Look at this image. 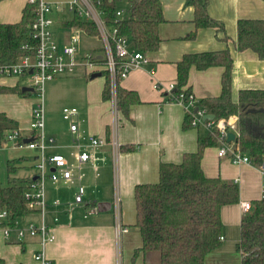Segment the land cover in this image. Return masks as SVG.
<instances>
[{"label": "crops", "instance_id": "obj_1", "mask_svg": "<svg viewBox=\"0 0 264 264\" xmlns=\"http://www.w3.org/2000/svg\"><path fill=\"white\" fill-rule=\"evenodd\" d=\"M44 1L66 4L70 0ZM27 2L0 1V23L19 22ZM160 2L165 22L159 27L161 43L158 50L145 54L148 63L130 72L119 83L122 89L136 92L140 100V104L129 109L127 118L121 112L113 115L111 103L102 98L105 75L91 79L78 70L72 75L51 80L54 84L47 87L50 103L48 113H45V155L62 156L72 173L69 182L61 178L57 182L48 178L45 181V221L55 235L54 242L42 250L49 264H116L118 247L112 209L115 195L121 201V223L129 229L121 240L122 264H157L155 257L149 262L148 256L143 254L132 261L134 251L141 247L140 234L134 228V188L139 184L157 183L160 163H180L183 155L195 152L198 140L208 135L203 126L193 128L188 125L189 128H185L183 108L178 103L168 101L166 88L176 85V63L184 54L228 49L233 58V103L238 102L241 90L264 89V60H260L252 51L238 52L236 49L237 21L264 19L263 0H209L208 13L224 24L227 41L215 29H199L194 39H186L194 31L192 8H185L184 0ZM51 17L57 22L54 27L56 35L61 34L66 40L64 22L72 19V16L52 14ZM222 72L220 67L204 71L190 69L188 87L197 101L220 95ZM17 78L0 79V86H18L20 91L24 87L30 88L29 85H20ZM155 84L162 89H155ZM31 93L25 96L0 94V113L18 122L23 139L33 134L29 129L35 104L28 97ZM64 109H75L77 115L70 121L65 120ZM114 122L118 125L117 129H113ZM71 123L78 125L75 134L70 132ZM90 138L104 140L105 143L94 148L90 146ZM49 139L53 140L52 144L48 143ZM121 146H132L134 150L121 152ZM27 151L30 157L20 159L14 165L16 173L9 179H27L32 183L37 180L39 153L30 149ZM81 153L89 155L87 162L77 160L76 155ZM201 168L207 178H220L239 187V203L224 206L220 211L223 224L221 246L206 256L204 264H241V254L236 250L244 214L241 204L264 196V174L254 163L237 166L226 158H218L217 146L204 150ZM47 173L48 176L50 173L60 176L61 171L48 165ZM80 187L83 188V207L74 203ZM53 202L59 206L53 207ZM100 203L110 205V210L86 214L88 209ZM17 221L20 225L38 223L39 216L31 213ZM38 242V238L30 237L17 241L14 233L9 240H5L0 232V258L5 264H41L34 259L35 254L41 251Z\"/></svg>", "mask_w": 264, "mask_h": 264}, {"label": "trees", "instance_id": "obj_2", "mask_svg": "<svg viewBox=\"0 0 264 264\" xmlns=\"http://www.w3.org/2000/svg\"><path fill=\"white\" fill-rule=\"evenodd\" d=\"M4 1V0H0ZM123 0L106 1L103 10L110 28L117 35L131 41L143 55L156 52L160 46L159 27L165 22L160 0H128L126 14L116 16ZM264 2V0H263ZM209 0H184V7L193 10L194 31L186 39L195 38L199 29H215L225 36V26L208 13ZM36 18V6L27 2L17 23H0V65H11L24 56L34 53L35 39L28 26ZM67 29L82 33L88 38H97L95 27L77 18L64 22ZM236 49L238 52L252 51L264 60V19H240L236 26ZM223 69L220 78L221 92L217 98L198 101L216 119L237 117L235 146L247 154L257 167L264 165V89L241 90L238 102L231 100L233 58L228 49L214 52L184 54L176 63V89L173 95L191 93L188 75L191 68L204 71L209 68ZM106 82L102 98L108 100L109 84ZM0 94L25 96L18 86H0ZM192 94V93H191ZM168 97V96H167ZM168 101L172 99L168 97ZM172 102V101H171ZM140 104L134 91L117 87V106L127 118L129 109ZM185 128L190 121L185 117ZM189 125V126H188ZM19 131V124L4 113H0V142L13 131ZM17 146L22 145L20 135ZM217 146L214 135L199 139L193 153L183 155L178 164L160 163L158 182L139 184L134 188L135 224L141 237V247L136 249L132 261L143 254L151 262L157 257V264H204L206 256L217 250L222 241L223 224L220 218L222 207L239 203V187L225 183L220 178H207L201 168L204 150ZM134 147H120V151H132ZM17 168L8 164V184L0 185V211H6L4 222L13 226L17 219L31 214L23 198V190L32 184L30 180L9 179ZM250 209L240 222V236L236 250L241 254V264H264V196L251 201ZM87 209L89 207H86ZM128 227L127 225H124ZM0 264L5 261L0 258Z\"/></svg>", "mask_w": 264, "mask_h": 264}, {"label": "built area", "instance_id": "obj_3", "mask_svg": "<svg viewBox=\"0 0 264 264\" xmlns=\"http://www.w3.org/2000/svg\"><path fill=\"white\" fill-rule=\"evenodd\" d=\"M106 1L110 0H70L66 4H50L44 0H28L29 3L36 6V18L28 26L33 39H35L34 53L32 56H24L11 65H0V79L15 77L29 78V87L32 88L36 96L35 104L32 107L29 129L33 133L23 139L28 143H22L30 150L37 151L39 158L37 162V180L23 190V198L27 207L32 213H37L39 222H29L20 225L18 221L13 226L4 224L7 214L6 211H0V232L5 240H9L12 233L15 234L17 241H22L26 237L38 238V244L41 251L35 254L34 259L41 264H49L43 254V249L55 240L53 229L45 221L46 215V190L45 181L48 178L52 182H57L60 178L65 182L72 180V173L67 165L66 160L60 155H45L46 145L44 137L45 126V84L60 76L72 75L78 70H82L85 77L91 78L94 75H106L109 84L108 101L112 105V114L119 113L117 106V87L127 75L141 68L148 63L145 55L137 51L134 44L127 38L117 35V30L110 28L106 21V14L103 10ZM52 14L59 16L71 15L83 22L92 24L98 35L100 47L98 49L84 52L83 39L88 37L72 29L67 31L66 40L61 34L56 35L54 30L57 22L51 17ZM117 17L122 16L121 11L116 12ZM31 72V73H30ZM154 88L161 90L160 85H154ZM176 85H169L166 88L168 96L172 102L178 103L184 110L186 118L190 121V127L203 126L208 134L214 135L217 141V156L220 159H228L233 165H251L252 159L245 153H242L234 142L228 143L229 133L237 134V117L232 116L228 119L207 120L210 115L205 107L198 104L194 96L189 93L184 95L183 92L173 95ZM77 115L75 109H64L63 118L70 121ZM113 129H117L116 122L113 123ZM70 132H78V125H70ZM79 136V134H78ZM6 141L20 140V132L13 131L5 136ZM48 143L52 144L53 140L49 139ZM91 147L97 148L103 146L105 141L90 138ZM21 146V145H20ZM19 146V147H20ZM80 163L89 160V155L81 153L76 155ZM50 165L55 170H60V176L50 173L48 176L47 166ZM264 174L263 166L260 167ZM83 188L78 189L74 203L79 205L83 203ZM53 207H58L57 202H53ZM250 203L241 204L243 213L250 209ZM112 209L115 218V240L118 249V258L116 264H122L121 260V240L123 235L127 234L129 229L121 223V201L117 195L114 196ZM97 213V207L87 210V215ZM57 221V219H55ZM222 241L223 238L221 237Z\"/></svg>", "mask_w": 264, "mask_h": 264}, {"label": "rangeland", "instance_id": "obj_4", "mask_svg": "<svg viewBox=\"0 0 264 264\" xmlns=\"http://www.w3.org/2000/svg\"><path fill=\"white\" fill-rule=\"evenodd\" d=\"M128 6H129L128 0H123L119 4V9L122 12V16L126 14ZM84 43H85L83 44L84 49H82L84 52L92 51L100 47V41L97 38H86L84 39ZM17 79L20 85L28 86L30 84L29 78L27 77H18ZM48 82H46L45 84V96H44V108L46 114L48 113V104L50 103L47 87L49 85L54 84V82H50V81ZM28 97L30 99H33L34 101L36 100V96L33 93H31ZM64 107H66V105H64ZM18 142H19L18 140L6 141V139L5 141L0 142V185L2 186H6L8 184V174H7L8 164L15 165L20 159L30 157V153L27 151L28 148L25 147L24 145H21L20 147L17 146ZM18 180L21 181L22 179H18ZM77 206L83 207L82 204ZM154 257L155 259H157L156 256ZM150 264H152V262Z\"/></svg>", "mask_w": 264, "mask_h": 264}, {"label": "water", "instance_id": "obj_5", "mask_svg": "<svg viewBox=\"0 0 264 264\" xmlns=\"http://www.w3.org/2000/svg\"><path fill=\"white\" fill-rule=\"evenodd\" d=\"M31 73V72H30ZM99 75H94V76H92L91 77V79H94V78H97ZM33 90H32V88H26V87H24V88H22L21 89V92L22 93H25V92H27V93H31ZM206 119L207 120H213L214 119V116L213 115H208L207 117H206ZM234 140H235V136H234V134H232V133H229L228 134V137H227V142L228 143H231V142H234ZM29 141L28 140H24V143L26 144V143H28ZM263 168H264V165H263ZM110 205H108V204H105V203H100V204H98L97 205V213H103V212H107V211H109L110 210Z\"/></svg>", "mask_w": 264, "mask_h": 264}]
</instances>
